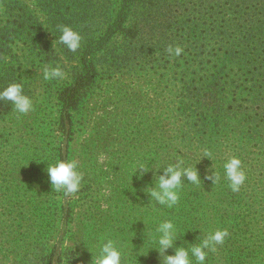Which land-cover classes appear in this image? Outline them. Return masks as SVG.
I'll return each instance as SVG.
<instances>
[{
  "label": "rangeland",
  "instance_id": "374dc122",
  "mask_svg": "<svg viewBox=\"0 0 264 264\" xmlns=\"http://www.w3.org/2000/svg\"><path fill=\"white\" fill-rule=\"evenodd\" d=\"M121 1L110 0L109 12L97 15L108 21L105 27ZM189 9L156 6L154 22L138 41L119 45L108 65L113 72L99 77L74 134L65 135L68 127L54 120L52 103L44 109L51 96L45 88L32 99V111L19 114L13 108L6 115L1 124L6 128L0 126V264H92L108 239L121 249L122 264H163L153 239L162 221L176 225L178 247L206 238L192 232L190 223L214 225L213 232L223 221L230 229L242 220L264 225V113L248 101L251 78L238 81L242 75L236 71L224 73L227 85L206 101L207 109L198 105L211 65L200 63L204 53L188 36H177L188 31ZM177 45L183 53L169 56L167 48ZM43 58L27 59L29 92L35 89L30 86L34 71L36 82L43 81ZM76 61L68 58L64 72ZM214 114L219 119L212 121ZM66 144L71 148L67 160H77L84 176L80 190L67 196L52 188L45 171L50 149ZM232 156L241 159L246 173L237 192L224 175V163ZM179 161L197 167L201 181L185 178L178 204L169 208L144 189L154 186L156 169ZM141 164L152 169L143 177L140 170L136 173ZM213 170L219 175L216 182L208 179Z\"/></svg>",
  "mask_w": 264,
  "mask_h": 264
},
{
  "label": "trees",
  "instance_id": "16d2710c",
  "mask_svg": "<svg viewBox=\"0 0 264 264\" xmlns=\"http://www.w3.org/2000/svg\"><path fill=\"white\" fill-rule=\"evenodd\" d=\"M109 1L0 0V90L11 83H23L24 93L33 99L45 88L51 96L47 97L44 109L52 103L57 112L54 120H61L68 127L65 135L74 134L84 104L97 88L99 77L111 70L108 65L119 54L116 50L119 45H134L138 41L140 33L154 22L156 6L157 9L191 6L189 22L184 23L188 31L183 29L177 36H188L195 49H202L204 53L200 63L211 65V71L205 75L207 91L197 98L198 105L207 109L206 101L217 97L227 85L229 77H224V73L236 71L242 75L238 81H245L243 76L251 78L252 99L248 101L254 109L264 113V0H155L149 6L143 1L151 0H122L114 21L105 27L108 21L98 20L97 15L109 12ZM61 26H71L83 37L82 46L76 52L55 43ZM99 31L102 34L97 36ZM110 40L115 42V48L112 42L107 45ZM41 54L46 66H59L63 71L68 58H77V64L66 72L65 79L49 81L43 77L41 84L36 82L38 71H34L30 86L34 85L35 89L29 92L27 59ZM13 108L11 102L0 100V126L6 123V115H10ZM218 119L217 114L211 115L212 121ZM70 149L69 144L50 149L46 158L50 163L67 160ZM2 166L0 161V168ZM223 222L219 230L227 229L228 235L223 244L216 245L215 251L207 250L206 264H264V225L242 220L231 224L230 229V223ZM190 226L192 232L207 237L214 225L199 227L190 223ZM201 242V238L196 237L192 241Z\"/></svg>",
  "mask_w": 264,
  "mask_h": 264
},
{
  "label": "clouds",
  "instance_id": "9594fccd",
  "mask_svg": "<svg viewBox=\"0 0 264 264\" xmlns=\"http://www.w3.org/2000/svg\"><path fill=\"white\" fill-rule=\"evenodd\" d=\"M59 31L60 34L55 43L58 42L71 52H76L81 48L83 37L78 31L71 26H61ZM167 53L169 56L178 57L183 53V48L179 45L169 46ZM43 77L49 81L63 80L66 78V73L59 66H46L43 69ZM0 100L11 102L15 112L19 114H27L34 108L32 99L24 93L23 83H11L0 90ZM205 157H208V153L205 154ZM223 167L224 175L229 182L228 186L233 192L239 191L246 180V173L242 168L241 159L232 156L224 163ZM161 168H163V174L159 172ZM138 170H140V176L143 177L145 172L152 169H148L141 164L136 168V173ZM45 171L52 188L56 191L62 190L65 196L77 193L80 190L84 176L79 171L77 160L47 162ZM185 178L190 183L199 184L201 178L198 168L184 167L182 161L172 163L167 167L156 169L153 174L154 186L150 185L144 191L160 205L172 208L180 200L179 190L185 182ZM208 179L216 182L219 180V175L213 170L210 172ZM156 233V236L153 237L157 244L155 249L163 257V264H193V258H195V264H206L207 250L215 251L216 245L223 244L228 235L227 229L216 230L199 244L188 243L187 247L184 245L178 247L176 242L179 240V236L177 227L172 220L162 221L156 229ZM170 248L174 250V254H166ZM92 264H122V251L113 240L108 239L102 243L99 255L93 256Z\"/></svg>",
  "mask_w": 264,
  "mask_h": 264
}]
</instances>
